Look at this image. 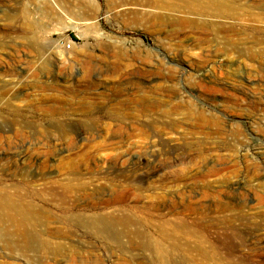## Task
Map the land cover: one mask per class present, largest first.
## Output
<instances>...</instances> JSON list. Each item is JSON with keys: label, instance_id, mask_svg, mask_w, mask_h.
Listing matches in <instances>:
<instances>
[{"label": "rangeland", "instance_id": "obj_1", "mask_svg": "<svg viewBox=\"0 0 264 264\" xmlns=\"http://www.w3.org/2000/svg\"><path fill=\"white\" fill-rule=\"evenodd\" d=\"M71 1L0 0V190L45 213L36 233L65 236L0 237V264L213 262L178 248L157 255L121 232L127 217L124 228L155 239L153 224L174 216L211 224L206 240L230 253L224 264H264V75L259 57L239 58L264 25L188 11L219 29L179 26L175 0L156 11L166 19L158 27L142 0H90L89 29L68 13ZM24 11L45 27L36 50ZM225 201L231 208L219 210ZM97 214L114 218L107 233L83 221Z\"/></svg>", "mask_w": 264, "mask_h": 264}, {"label": "bare ground", "instance_id": "obj_2", "mask_svg": "<svg viewBox=\"0 0 264 264\" xmlns=\"http://www.w3.org/2000/svg\"><path fill=\"white\" fill-rule=\"evenodd\" d=\"M174 1L175 0H142V3L147 7L145 16L147 22L152 23L154 26L161 27L166 22L165 15L156 11L165 12L169 10L165 13H170V10H172L177 5H174ZM177 1L181 2L183 5V10L179 11L181 15L178 16L175 22V24L179 26L182 25L189 26L191 28L204 29L209 25L214 27L216 30L219 29L220 21H211V23L207 25L205 22L194 20V18L188 14V11L190 13L195 11L205 12L213 18L215 17L221 20L225 18L234 19L235 16L241 15L245 17L244 22L248 30H252L253 26L263 30L262 26L264 25V13L261 10V8L264 6L263 1L257 0L255 3H253L251 0H244L242 6L240 7L236 0ZM95 10V5L90 0H72L68 4V13L72 19H76L80 24H83L85 28L88 27L89 29H95L96 26ZM22 16L24 27L30 34L29 38L27 39V47H30L32 50H36L35 48L38 45V34L44 31L45 27L36 23L33 19H30L29 14L26 11L23 12ZM253 23H256V25ZM244 45L243 53L240 52L241 55L239 58L241 59L243 56L247 63L249 61H255L257 60V57H259L261 62H256L258 65L261 63V66H257L255 72L263 76L264 73L262 74L260 71L264 72V38L260 37L251 39L248 36ZM233 48L234 46H231V49ZM58 56L60 59H64V53L62 50L59 51ZM245 67L246 73L248 75L250 73L252 74L251 65L247 64ZM251 77L250 75L248 76L250 79ZM68 134V131H63L64 136L68 137ZM61 188L64 191H70V182L62 185ZM49 189L53 193L55 192L54 186ZM19 193L21 192L17 189L16 191H8L4 189L0 190V237L4 238L10 243L21 242L22 245H31L33 242L39 241V239L47 242L49 237L65 238L63 235L51 233V230L45 231L42 229L36 233L34 231V224L36 222L44 221L45 213L34 207V205H32L30 202L25 201V198L23 199ZM224 197L225 199H228V196L225 195ZM230 206V202L225 201L223 203H219L216 207H219L218 209L221 211H225L229 210L231 208ZM247 209L249 210L250 208ZM174 217V219H162V221H159L157 224H153L154 233L156 235L155 239L137 228H124L125 224L130 226L131 223L127 217L121 219L123 224V229L121 232L127 234L128 237L139 238L144 246L148 247L150 251L157 255L169 254L172 253L170 249L178 248L182 252L189 253L191 255L195 253L203 257L211 254L216 256L214 257V261L211 263L205 259H202L201 264H224V262H227L225 259H227V256H230V253L224 250L222 251L224 248L219 244V240H206V232L208 231L209 227H212L211 224L187 223L182 221L183 218L181 216ZM113 219V217L110 219L109 217L97 214L89 216L87 219L84 217L83 221L85 223H92L96 226V228H100L97 231L99 234H104L107 233L109 225ZM99 224L103 226L100 227ZM158 240H160L165 246H162L161 242H158ZM190 243H193L194 245H191ZM37 246L38 245H36V247Z\"/></svg>", "mask_w": 264, "mask_h": 264}, {"label": "built area", "instance_id": "obj_3", "mask_svg": "<svg viewBox=\"0 0 264 264\" xmlns=\"http://www.w3.org/2000/svg\"><path fill=\"white\" fill-rule=\"evenodd\" d=\"M71 48H72V46H71V44L70 43H67V44H64V46H63V49L64 50H71Z\"/></svg>", "mask_w": 264, "mask_h": 264}]
</instances>
